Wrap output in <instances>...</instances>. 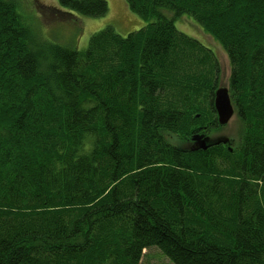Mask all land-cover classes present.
I'll list each match as a JSON object with an SVG mask.
<instances>
[{
    "label": "trees",
    "instance_id": "trees-1",
    "mask_svg": "<svg viewBox=\"0 0 264 264\" xmlns=\"http://www.w3.org/2000/svg\"><path fill=\"white\" fill-rule=\"evenodd\" d=\"M124 1L147 22L79 50L0 0V264H264V0ZM56 2L57 21L109 9ZM182 16L230 66L237 137L205 148L219 64Z\"/></svg>",
    "mask_w": 264,
    "mask_h": 264
},
{
    "label": "rangeland",
    "instance_id": "rangeland-1",
    "mask_svg": "<svg viewBox=\"0 0 264 264\" xmlns=\"http://www.w3.org/2000/svg\"><path fill=\"white\" fill-rule=\"evenodd\" d=\"M14 1L22 19L39 40L74 46L79 50H83L87 46L92 33L107 25H112L116 32L124 36L133 30H137L147 22L131 11L124 0H106L109 9L106 14L100 17L75 14L76 22L72 20L57 21V19H53V15L49 12H42V5L64 10L58 5L57 0ZM174 24L180 31L199 40L214 52L219 64L218 86H227L230 66L228 58L220 45L187 16L177 18ZM217 137L221 139L237 137L235 115L227 124L214 130L210 135V139ZM143 254V260L145 261H165V263H169L167 258L155 247L144 249Z\"/></svg>",
    "mask_w": 264,
    "mask_h": 264
},
{
    "label": "water",
    "instance_id": "water-1",
    "mask_svg": "<svg viewBox=\"0 0 264 264\" xmlns=\"http://www.w3.org/2000/svg\"><path fill=\"white\" fill-rule=\"evenodd\" d=\"M213 106L216 112V120L218 125L223 126L229 122V120L235 115V110L229 96L228 88L226 86H219L214 91ZM194 144H199L205 148L206 142L215 140V143L220 141L226 142V139L217 137L216 139H210V137H204L203 135H193L190 138ZM213 142V141H212Z\"/></svg>",
    "mask_w": 264,
    "mask_h": 264
}]
</instances>
